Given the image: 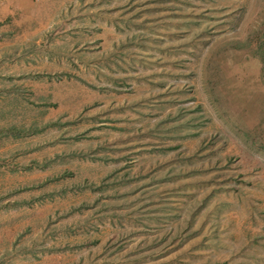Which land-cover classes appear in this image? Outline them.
<instances>
[{
	"label": "rangeland",
	"instance_id": "obj_1",
	"mask_svg": "<svg viewBox=\"0 0 264 264\" xmlns=\"http://www.w3.org/2000/svg\"><path fill=\"white\" fill-rule=\"evenodd\" d=\"M0 264H264V0H0Z\"/></svg>",
	"mask_w": 264,
	"mask_h": 264
}]
</instances>
